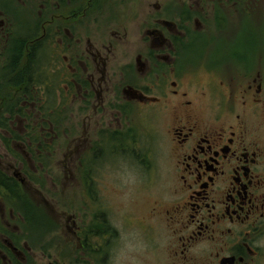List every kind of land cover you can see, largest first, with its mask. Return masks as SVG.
<instances>
[{
    "label": "flooded vegetation",
    "instance_id": "flooded-vegetation-1",
    "mask_svg": "<svg viewBox=\"0 0 264 264\" xmlns=\"http://www.w3.org/2000/svg\"><path fill=\"white\" fill-rule=\"evenodd\" d=\"M223 28L200 82L192 61ZM134 119L165 176L137 228H114L90 162L131 152ZM123 247L127 264H264V0H0V264H116Z\"/></svg>",
    "mask_w": 264,
    "mask_h": 264
},
{
    "label": "rangeland",
    "instance_id": "rangeland-1",
    "mask_svg": "<svg viewBox=\"0 0 264 264\" xmlns=\"http://www.w3.org/2000/svg\"><path fill=\"white\" fill-rule=\"evenodd\" d=\"M228 26L229 29L227 30V32L229 34L234 33L236 37H239V33L237 30L239 24L234 23V25L230 24ZM222 30L223 31L220 33V35L208 37V45H204L202 55L195 57L194 61H192L191 66L192 69H194V79L200 82H206L207 80V70L205 68H208V64H210L213 59L218 61L219 57L214 55L213 46H216V40L225 38L224 28ZM233 30L235 31L233 32ZM243 42V48L248 49L249 41L247 39H244ZM248 57V52H245L242 55V58H245L246 60L251 59ZM238 62L239 61L232 59L230 61H224L221 64H227L229 68H233L235 65H239ZM243 64L245 67L251 65V63L247 62H244ZM218 69L219 70H216L217 72L213 73H219L220 75L221 71H224L220 68ZM132 110L133 112L137 111L136 106H133ZM77 122L78 121L75 120L68 121V126H73L75 130V132H73V135L70 129L69 145L72 144V150H74V160L72 163V167L76 172L78 165L76 160L78 154L81 152L79 149L75 150V146L77 144V133L79 131L78 126H75ZM124 122L127 121H121V123ZM129 126L131 129V132L129 131V133L132 134L133 138V141L131 143V152H120L118 149L112 148L114 151V153H112L109 147L103 146V148H105L106 150L103 149V151H101V154L93 153V156H96L92 157L94 158L95 162H90L91 165H93L94 163L95 170L93 172L98 181L95 184V198L98 202L99 209H97L98 215H104L109 225L114 228H137L135 227V222L132 221L131 223L128 216L135 220L136 216H140L143 213V205H146L147 201L152 198V196H149L148 193L158 191L164 181L165 176V163L163 161L164 145L161 142H158L156 137L157 135L160 137V135L153 132L151 122L149 120L140 121L138 119H134L129 123ZM124 135V133H121L118 136H120V138H123ZM121 148L123 149L124 147ZM92 158H90V160ZM63 159L64 157L62 151L57 152V155L54 158L53 168L50 169L54 171L53 175L60 173L62 177L61 162L63 161ZM51 182H53V180L48 179L47 185H51ZM77 191L78 186L76 184L73 186L72 199L69 198V202L74 205L72 207L73 210H75L74 208H78L80 201V196L77 194ZM56 199V207L60 210L61 208L64 209V200H62L61 197H58ZM56 220L57 218L55 217L50 218L49 216H44L41 224H49L48 227L53 225L59 226L57 225ZM119 251L121 257L120 259H118L116 264H127V260L124 257L125 247L119 249Z\"/></svg>",
    "mask_w": 264,
    "mask_h": 264
},
{
    "label": "trees",
    "instance_id": "trees-1",
    "mask_svg": "<svg viewBox=\"0 0 264 264\" xmlns=\"http://www.w3.org/2000/svg\"><path fill=\"white\" fill-rule=\"evenodd\" d=\"M7 175L5 174V181H4V187H5V190H6V192L8 191V188L9 187H13L14 185H13V183L11 182V181H8L7 180V177H6ZM11 192H18L17 190H15V189H12L11 190ZM43 220V219H42Z\"/></svg>",
    "mask_w": 264,
    "mask_h": 264
},
{
    "label": "water",
    "instance_id": "water-1",
    "mask_svg": "<svg viewBox=\"0 0 264 264\" xmlns=\"http://www.w3.org/2000/svg\"><path fill=\"white\" fill-rule=\"evenodd\" d=\"M16 176H18V174H15ZM21 181H23V179H21Z\"/></svg>",
    "mask_w": 264,
    "mask_h": 264
}]
</instances>
